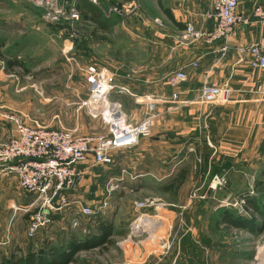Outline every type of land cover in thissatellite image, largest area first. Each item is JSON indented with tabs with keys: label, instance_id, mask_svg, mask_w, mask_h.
<instances>
[{
	"label": "rangeland",
	"instance_id": "1",
	"mask_svg": "<svg viewBox=\"0 0 264 264\" xmlns=\"http://www.w3.org/2000/svg\"><path fill=\"white\" fill-rule=\"evenodd\" d=\"M82 1L87 2L0 0V55L5 59L0 60V116L14 115L31 128L61 130L76 136L106 134L103 119L90 115L86 106L90 91L86 96L84 92L75 97L74 84L86 82V68L90 65L108 69L109 51L114 55V65L118 59L133 63L134 52L122 45H133L134 37L131 33L126 36L115 25L120 26L123 21L116 16L122 13L110 14L109 9L121 11L120 7L110 0H99L95 9L109 27H117V34L110 37L113 45L104 41L106 32L101 30L96 34L103 39L93 40L90 32L95 23L84 22L76 7ZM55 9L62 15L49 17ZM74 9L80 16L78 22L70 16ZM112 15L116 18H111ZM125 24L134 27V21ZM162 52L155 53L161 56ZM149 53L137 56L145 59ZM7 61H16L20 66H8ZM3 121L9 124L11 132L10 122ZM4 143L0 141V145ZM192 148L193 157L186 160L181 159L186 146L176 144L174 149L179 157L175 161L157 164V168L155 159L148 161L146 168L156 170L157 175L165 167H171L172 172L169 178L157 177V183L150 178L140 180L135 190L132 186L109 192L103 187L104 171L97 168L101 173L92 180L97 183L96 191L80 197L84 201L97 200L91 206L94 214L89 217L79 215L80 208L71 205L52 211L35 195L23 192L12 174H0V259L52 247L62 253L72 238L86 240L100 234L99 226L103 223L111 225L113 244L106 245V249L102 246L77 252L74 264H256L255 258L261 256L264 247V223L260 232L251 234L224 222L216 223V216L225 209L248 218L245 198L255 196L264 200L263 180H255L258 191L250 195L251 168L243 161L246 156L241 158L243 152L237 153L235 160L226 161L212 151L210 155L202 152L198 142ZM161 154L158 156L164 157ZM213 172H219L225 181L223 186L209 187ZM228 181L234 191L231 194L227 190ZM103 193L107 195L104 198ZM141 202L145 206L138 208L136 204ZM105 203L106 208L100 209ZM54 204L59 208L57 202ZM44 210L47 223L35 218ZM74 221L83 232L72 226ZM32 225L36 228L30 232Z\"/></svg>",
	"mask_w": 264,
	"mask_h": 264
},
{
	"label": "crops",
	"instance_id": "2",
	"mask_svg": "<svg viewBox=\"0 0 264 264\" xmlns=\"http://www.w3.org/2000/svg\"><path fill=\"white\" fill-rule=\"evenodd\" d=\"M110 1L121 9L122 14H115L123 18L120 26L115 24L118 30L126 36L131 33L134 37L133 45H122L134 52L133 63L118 59L114 65V55L109 51L106 67L114 74L115 85L110 99L121 104L123 113L131 123L137 124L148 113L154 116L151 136L140 140L131 149L112 152L113 165H78L81 176L70 191L64 192L67 201L65 206L79 209L82 205L91 207L96 204L95 198L84 201L80 197L96 191L97 183L92 180L95 174L101 173L97 168L104 171L101 173L104 188L107 189L110 181L121 179L117 183L118 187L111 192L132 186L135 190L141 184L137 185L140 180L150 178L156 182L157 177L169 178L172 172L171 167H165L157 175L156 170L146 168L148 161L155 159V168L175 161L179 157L174 149L176 144L186 146L181 159H189L195 152L192 146L197 147V142L205 154L210 155L212 151V154H217V158L226 161L235 160L237 153L243 152L240 156H246L243 161L251 168L248 189L252 187L257 193L255 180L264 182V95L258 91L259 87L264 91V77L252 71L248 61L240 59L237 50L257 42L264 35V30L258 24L250 23L235 27L226 42L212 45L201 41L179 44L175 36L186 23L195 28L212 29L214 23L203 18L211 0ZM258 5L264 7V0H239L237 12L252 20V11ZM116 16L112 15L111 18ZM133 21L134 27L125 24ZM115 25L110 26L109 31L103 35L104 41L112 45L114 43L110 42V37L117 34ZM147 51L150 53L143 59ZM157 51H163L162 55H156ZM137 53L142 56H137ZM191 63L196 65L192 67ZM180 68H184L186 80L173 89L166 84L164 76ZM79 82L78 86L74 84V96L78 97L84 92L86 96L89 85L84 80ZM206 83L227 86L231 90L230 100L223 104H201L198 101L199 90ZM174 92L178 96L175 102L171 100ZM9 137L10 126L0 116V141L6 143ZM160 152L164 157L158 156ZM212 177H220L219 172H213L209 178ZM227 185V190L233 193L230 181ZM104 194L103 198L107 196ZM107 199L109 201L110 196ZM74 201L80 205L74 204ZM54 202L58 203L57 200ZM261 202L264 205V200Z\"/></svg>",
	"mask_w": 264,
	"mask_h": 264
},
{
	"label": "built area",
	"instance_id": "3",
	"mask_svg": "<svg viewBox=\"0 0 264 264\" xmlns=\"http://www.w3.org/2000/svg\"><path fill=\"white\" fill-rule=\"evenodd\" d=\"M86 1L94 6L99 4V0ZM238 3L239 0H211L203 18L205 21L210 20L214 23L212 29L195 28L192 24L186 23L175 36L177 43L201 41L206 45H212L217 42H226L235 27L250 23H256L264 30V7L255 6L251 15L252 20H250L237 12ZM109 12L121 13L115 7ZM60 15L62 12L55 9L49 17L57 18ZM70 16L74 18V21L80 20L79 13L75 9ZM237 52L240 59L248 61L252 71L264 77V35L257 42L245 48H239ZM195 65V63L190 64L192 67ZM85 75L90 91L86 106L90 108V115H99L103 119L107 128L106 134L76 136L61 130L31 128L14 115H1L2 119L10 122L11 132L7 142L0 145V174H12L23 192L35 195L52 211H58L61 206L67 205L64 192L70 191L79 180L81 172L77 169L78 165L85 163H90L92 166L113 165L112 152L131 149L140 140L151 136L154 116L149 114L137 124L130 125L121 104L110 99V94L115 91L113 73L107 68H96L90 65L86 68ZM164 80L171 88L177 86L186 80L184 68L166 74ZM259 88L258 91L264 95V91L261 87ZM230 94L231 90L225 85L206 83L199 90L198 101L208 105L223 104L230 100ZM171 100L174 102L177 100L176 93L172 94ZM120 180L115 179L108 183L109 192L118 187L117 183ZM224 183L223 178L213 177L209 187L215 189L223 186ZM249 194L253 195L252 187ZM55 200L58 201L59 208L55 206ZM76 203L77 201L74 202ZM136 206L141 208L145 206V203L141 202ZM104 208L106 203L100 209ZM79 210L78 213L82 216L89 217L94 214L90 206H80ZM45 212L44 210L39 213L40 216L37 213L36 220L40 218L43 223H47ZM72 226L84 231L75 221ZM35 228L36 226L32 225L30 232H33ZM133 228L131 226L132 230ZM262 250L261 256L255 258L258 259L256 264H264V247Z\"/></svg>",
	"mask_w": 264,
	"mask_h": 264
},
{
	"label": "trees",
	"instance_id": "4",
	"mask_svg": "<svg viewBox=\"0 0 264 264\" xmlns=\"http://www.w3.org/2000/svg\"><path fill=\"white\" fill-rule=\"evenodd\" d=\"M77 9L81 14V18L84 22L89 21L95 23V28L90 32L93 39H103L97 36V31L101 30L103 32L109 31V26L101 20V13L94 5H90L87 2L82 1L77 4ZM0 60L5 62V59L0 55ZM8 66H20L18 62H6ZM183 179V172L179 176V180ZM246 206L245 209L249 211V217H241L233 215L225 209L220 210V215L216 217V223L224 222L228 227L245 229L251 234L257 233L256 231L262 229L264 223V205L261 200L255 196H247L245 198ZM218 213V214H219ZM100 235L90 237L86 240H77L72 238L66 245L64 251L59 253L56 247H52L49 250H44L38 253H28L25 256L14 257L11 256L10 259L6 260L4 257L0 259V264H74L76 263L75 254L82 250H89L94 248H99L106 245H112L113 242L110 240L112 233L111 225L101 224L99 226ZM41 253V254H40Z\"/></svg>",
	"mask_w": 264,
	"mask_h": 264
},
{
	"label": "bare ground",
	"instance_id": "5",
	"mask_svg": "<svg viewBox=\"0 0 264 264\" xmlns=\"http://www.w3.org/2000/svg\"><path fill=\"white\" fill-rule=\"evenodd\" d=\"M142 223V222H141ZM263 252V251H262Z\"/></svg>",
	"mask_w": 264,
	"mask_h": 264
}]
</instances>
